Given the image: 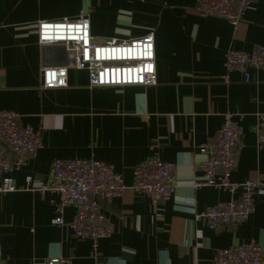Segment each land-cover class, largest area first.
I'll return each instance as SVG.
<instances>
[{"label":"crops","instance_id":"obj_1","mask_svg":"<svg viewBox=\"0 0 264 264\" xmlns=\"http://www.w3.org/2000/svg\"><path fill=\"white\" fill-rule=\"evenodd\" d=\"M86 4L98 42L153 34L155 84L89 87L87 71L69 67L67 86L42 88V69L66 60L45 57L37 23L77 18ZM257 45H264V0H254L236 28L200 16L196 0H0V109L16 112L41 136L36 154L6 174L15 190L0 194L3 264H46L58 256L65 264H213L217 249L250 240L264 248V191L234 228L194 219L238 195L193 187L201 178L194 164L206 158L200 147L213 144L225 112L242 115L230 179L264 184V147L254 131L264 112V68H250L248 81L237 71L221 78L228 49ZM151 156L176 166L173 194L158 206L131 188L134 168ZM56 158H93L123 177L121 194L99 201L111 232L96 246L72 235V206L63 209L64 224L52 222L57 195L37 187Z\"/></svg>","mask_w":264,"mask_h":264},{"label":"built area","instance_id":"obj_2","mask_svg":"<svg viewBox=\"0 0 264 264\" xmlns=\"http://www.w3.org/2000/svg\"><path fill=\"white\" fill-rule=\"evenodd\" d=\"M254 0H196V11L202 17L216 16L228 20L236 28ZM37 42L42 47H64L65 64L46 66L42 69V88L67 86L69 67L84 69L88 73L89 87L153 85L156 83L155 44L152 33L127 40L110 39L98 42L90 32L89 18L81 13L77 18L56 21L40 20L37 23ZM225 72L222 80H229V73L240 72L249 80L250 68H264V45L249 51L228 49L224 54ZM239 112H225L223 122L211 146L200 147L206 158L195 163L194 169L201 178L193 187L211 186L237 198L218 201L194 214V219L204 220L210 228L236 227L254 210V194L264 191L259 180L234 182L230 179L236 165V148L242 129ZM254 128L258 145L264 147V112L256 116ZM41 148L40 130L29 124L21 125L18 115L0 109V194L15 190L12 178L6 174L23 166L30 155ZM13 156V159L9 157ZM175 164L158 156L141 161L133 170L131 188L158 206L169 199L175 188ZM125 184L121 174L110 165L93 158L53 160L48 180L39 184L40 192L57 195L54 224L62 225L63 209L72 206L74 214L68 223L72 235L91 240L94 245L108 237L111 223L99 206V201L117 197ZM96 246V245H95ZM0 264L2 250L0 246ZM46 264H65L61 257H52ZM213 264H264V248L254 240L242 242L233 248L217 249Z\"/></svg>","mask_w":264,"mask_h":264},{"label":"water","instance_id":"obj_3","mask_svg":"<svg viewBox=\"0 0 264 264\" xmlns=\"http://www.w3.org/2000/svg\"><path fill=\"white\" fill-rule=\"evenodd\" d=\"M88 12V4H86V6H84V9H83V13H87ZM45 48V51H44V54H45V57L46 58H50V56H52V54H55L57 55V59L59 61H65L64 60V47L63 46H60V45H56V46H49V47H44Z\"/></svg>","mask_w":264,"mask_h":264}]
</instances>
